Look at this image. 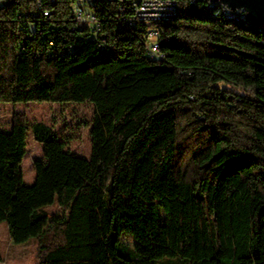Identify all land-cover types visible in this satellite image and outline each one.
<instances>
[{
    "label": "trees",
    "instance_id": "16d2710c",
    "mask_svg": "<svg viewBox=\"0 0 264 264\" xmlns=\"http://www.w3.org/2000/svg\"><path fill=\"white\" fill-rule=\"evenodd\" d=\"M72 2L50 22L30 0L0 7V102L94 104L89 157L23 112L0 130V223L38 241L36 264H264V27L180 0L140 28L95 0L102 33L120 36L102 52L65 29ZM30 133L43 156L29 185Z\"/></svg>",
    "mask_w": 264,
    "mask_h": 264
},
{
    "label": "rangeland",
    "instance_id": "374dc122",
    "mask_svg": "<svg viewBox=\"0 0 264 264\" xmlns=\"http://www.w3.org/2000/svg\"><path fill=\"white\" fill-rule=\"evenodd\" d=\"M245 20V19H244ZM155 25L152 26V28ZM16 112L25 113L30 121H43L51 125L64 139L67 146L73 152L89 157L91 153V122L94 115L93 103H48V102H28L13 103L0 102V130L9 132L12 130V116ZM43 147L37 143L34 135L30 133L28 139V153L24 159L23 167L25 182L32 184L36 179L34 162L42 158ZM52 217L59 212L56 205L48 207ZM163 213V211H162ZM164 214V213H163ZM124 242L130 246L135 245L132 235L126 234ZM0 249L3 260L0 264H36L38 241L31 239L25 243H15L12 239L8 223H0Z\"/></svg>",
    "mask_w": 264,
    "mask_h": 264
},
{
    "label": "built area",
    "instance_id": "2783aa9c",
    "mask_svg": "<svg viewBox=\"0 0 264 264\" xmlns=\"http://www.w3.org/2000/svg\"><path fill=\"white\" fill-rule=\"evenodd\" d=\"M113 1H120L125 7V14H117L116 18L118 19V24L121 22H132L138 24L140 28H143L142 25H148L149 23L160 22L158 20V15H151V8H155L157 6H171V5H179L180 0H112ZM191 4H195L201 0H188ZM205 1V5L208 6H219V9L223 13H232L233 15H242L244 17L247 16V11L244 8H239L236 10H231L225 4L221 2H211ZM4 2L6 0H0V7L4 6ZM33 6V13L41 14L42 21H52L53 15L55 14L56 8L54 7L59 0H30ZM106 4L104 6L107 7ZM142 8H150V15H142ZM97 7H90L85 6V0H73L72 2V10L71 16L72 21H70L71 26L66 25V30L76 31L80 29L82 32L87 33L92 40L96 41L99 48L102 52L111 51L116 46V39L118 40L120 36L114 37V41H108L106 35L102 33L103 25L101 24L97 12ZM56 20V19H55ZM54 26L59 30L62 29L60 27L61 24L59 22H53ZM56 29V30H57ZM43 31H40V34ZM146 38L151 41V53L155 54L156 58H163L164 54L161 52L160 47V35L161 31H154V32H145ZM55 39H50L49 44L55 45ZM69 49H72L71 46Z\"/></svg>",
    "mask_w": 264,
    "mask_h": 264
},
{
    "label": "water",
    "instance_id": "95a60500",
    "mask_svg": "<svg viewBox=\"0 0 264 264\" xmlns=\"http://www.w3.org/2000/svg\"><path fill=\"white\" fill-rule=\"evenodd\" d=\"M221 2L231 10L244 8L247 11V22L249 25L264 27V0H206Z\"/></svg>",
    "mask_w": 264,
    "mask_h": 264
},
{
    "label": "bare ground",
    "instance_id": "6f19581e",
    "mask_svg": "<svg viewBox=\"0 0 264 264\" xmlns=\"http://www.w3.org/2000/svg\"><path fill=\"white\" fill-rule=\"evenodd\" d=\"M95 0H85V6L88 5V3H92ZM89 6V5H88ZM176 5H171V6H157L155 8H151V15H158V19H166L171 16V13L175 10ZM142 15H150V8H142ZM243 19L246 20V17L242 15H237ZM248 23V22H247ZM154 32V31H151ZM150 48V53H151V43L149 45ZM152 57H155V54L151 53L150 54Z\"/></svg>",
    "mask_w": 264,
    "mask_h": 264
}]
</instances>
